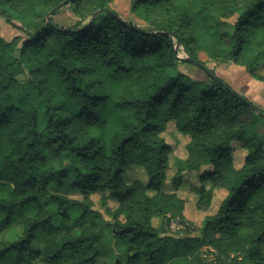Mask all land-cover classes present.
Returning a JSON list of instances; mask_svg holds the SVG:
<instances>
[{
  "label": "trees",
  "instance_id": "1",
  "mask_svg": "<svg viewBox=\"0 0 264 264\" xmlns=\"http://www.w3.org/2000/svg\"><path fill=\"white\" fill-rule=\"evenodd\" d=\"M129 2L147 27L122 19L108 0H0V17L22 35L18 42L0 37V230L17 210L34 207L19 217L20 233L0 243V258L107 264L99 258L108 228L123 250L114 264H235L245 254L248 264H264V134L256 132L264 110L198 59L203 51L232 61L264 87V74L257 75L264 68V0ZM67 5L78 19L55 23L52 16ZM13 17L40 21L27 30ZM229 17L230 32L221 28ZM182 63L201 66L210 83L192 79ZM169 122L189 138L186 157L174 160L175 186L182 172L209 165L200 175L209 187L195 188L198 209L209 207L215 189L225 192L199 235L165 231L185 207L161 189L169 164L161 133ZM232 142L245 150L239 168ZM134 166L147 183L124 180ZM94 194L106 220L92 208ZM38 234L44 239L34 249Z\"/></svg>",
  "mask_w": 264,
  "mask_h": 264
},
{
  "label": "rangeland",
  "instance_id": "2",
  "mask_svg": "<svg viewBox=\"0 0 264 264\" xmlns=\"http://www.w3.org/2000/svg\"><path fill=\"white\" fill-rule=\"evenodd\" d=\"M109 8L117 12L124 20H129L136 25L147 27L145 21L136 17V15L130 11L129 0H108ZM78 12L74 10L73 6H65L58 14L52 16L53 21L59 25H71L78 19ZM40 19L34 17H13V22L24 27L27 30L33 29ZM234 22V17L223 19L221 22V28L225 31H231V26ZM22 35L11 25L7 24L5 20L0 17V37L7 41L18 42ZM198 59L208 70H211L217 77L222 79L226 84L232 87L233 90L239 92L248 100L257 104L264 110V87L262 82L258 79L251 77L243 67L233 63L232 61H217L209 59L203 51L198 53ZM180 69L187 73L192 79L210 83V79L205 71L199 65H189L182 63ZM264 68L260 67L257 70V75H263ZM263 119V118H262ZM264 120V119H263ZM256 132L264 134V121L257 122ZM165 143L169 148V164L166 169V179L161 185V189L165 192H175L185 202L183 211V219H171L169 225L165 228L166 233L170 235L185 236V235H199L202 219L205 215L213 214L225 192L222 189H215L213 197L209 207L205 210H200L197 207V193L195 188H198L201 184L205 187H209V182H202L200 178L201 174H206L211 170V166L206 165L201 167L198 171H184L181 173L180 183L175 186L173 182V176L175 174L174 160L176 158L186 157V144L189 141L188 136L180 133L176 130L174 122L167 123L165 130L161 133ZM232 163L235 168H239L243 164L245 150L242 148L239 142H232ZM134 179H139L143 183H147L142 167L134 166L124 174V180L130 182ZM149 194L153 192L148 191ZM76 198H80L79 195H74ZM92 208L101 212L103 220L107 219L103 208L99 203V194L91 196ZM108 206L114 209L117 206L116 201H108ZM34 212V207H26L19 209L14 214V220L12 224L0 230V243L6 240L14 238L20 233V226L18 225V219L21 215H31ZM102 223L101 220H98ZM86 222L85 224H87ZM160 219L154 218L153 225L158 226ZM102 240L105 243V250L103 255L99 258V261H104L107 264H114L117 259L122 260L123 250L117 241L112 238L108 228L102 230ZM44 236L38 234L36 242L33 244L34 249H38L42 246V240ZM203 254L207 257L211 256V250L208 247H203ZM221 263V262H220ZM249 256L247 254L241 255L237 258L235 264H248ZM0 264H41L38 258H24V260H17L15 254L11 253L5 257L0 258ZM60 264H70L69 257L66 258Z\"/></svg>",
  "mask_w": 264,
  "mask_h": 264
},
{
  "label": "water",
  "instance_id": "3",
  "mask_svg": "<svg viewBox=\"0 0 264 264\" xmlns=\"http://www.w3.org/2000/svg\"><path fill=\"white\" fill-rule=\"evenodd\" d=\"M62 4H63V3L57 5L55 8H53L52 10H50V11L46 14L45 18H46L47 22H50V16H51V15L54 13V11H55L57 8H59ZM190 61H192V60H190ZM203 68H204V67H203ZM259 115H260V117H262V118L264 119V114H263V113L259 112Z\"/></svg>",
  "mask_w": 264,
  "mask_h": 264
},
{
  "label": "built area",
  "instance_id": "4",
  "mask_svg": "<svg viewBox=\"0 0 264 264\" xmlns=\"http://www.w3.org/2000/svg\"><path fill=\"white\" fill-rule=\"evenodd\" d=\"M213 264H233L231 258H228L221 263H217L216 261Z\"/></svg>",
  "mask_w": 264,
  "mask_h": 264
},
{
  "label": "crops",
  "instance_id": "5",
  "mask_svg": "<svg viewBox=\"0 0 264 264\" xmlns=\"http://www.w3.org/2000/svg\"><path fill=\"white\" fill-rule=\"evenodd\" d=\"M262 97H264V95H263ZM249 100H250V99H249Z\"/></svg>",
  "mask_w": 264,
  "mask_h": 264
}]
</instances>
